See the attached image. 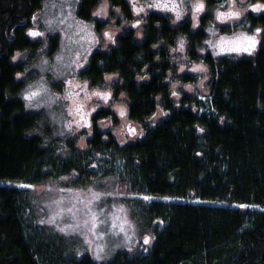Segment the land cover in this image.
I'll return each mask as SVG.
<instances>
[{
    "label": "trees",
    "instance_id": "16d2710c",
    "mask_svg": "<svg viewBox=\"0 0 264 264\" xmlns=\"http://www.w3.org/2000/svg\"><path fill=\"white\" fill-rule=\"evenodd\" d=\"M40 1L0 0V264H94L31 233L22 219L24 192L5 186L74 173L77 186L112 176L118 189L122 184L151 198L135 207L123 202L139 232L151 234L146 253H118L108 264H264V10L247 16L259 28L258 46L236 60L213 57L202 44L212 9L224 0H201L197 26L189 16L173 21L167 13L145 11L137 17L140 36L126 28L112 45L95 48L78 77L92 88L114 77L113 99L125 98L127 120L136 126V136L126 142L94 126L86 152L109 159L96 176L86 170L89 157L73 149L66 160L49 154L36 134L40 119L25 110L20 83L12 77L17 66L9 64V56L30 47L16 21L39 9ZM102 5L114 23L92 19ZM76 16L93 22L96 34L108 24L117 29L135 19L127 0H77ZM179 38L188 63L199 62L206 72L205 101L188 94L170 97L168 77L186 85L195 81L174 66L171 51ZM200 47L203 54L197 53ZM157 109L166 116L147 125ZM110 112H96L94 122Z\"/></svg>",
    "mask_w": 264,
    "mask_h": 264
},
{
    "label": "rangeland",
    "instance_id": "374dc122",
    "mask_svg": "<svg viewBox=\"0 0 264 264\" xmlns=\"http://www.w3.org/2000/svg\"><path fill=\"white\" fill-rule=\"evenodd\" d=\"M131 3L136 18L152 8L167 13L174 21L184 16L196 21L198 12L203 9L201 0H131ZM247 3L248 0H224L212 9V24L205 27L206 37L202 44L213 57L236 60L255 51L261 34L257 26L250 25L247 16H257L263 8L249 10ZM76 8L77 0L40 1V11L34 16L31 33L38 32L42 38L41 46L34 58L28 60L25 77L20 76L23 86L19 97L25 110L39 117L36 134L49 154L61 160L77 153L89 157L86 170L99 176L104 170L102 163L109 159L86 152L91 132L80 127L84 118L90 117L86 110L89 106L110 110L111 116L95 125L101 132L108 131L117 141L126 142L133 134L136 136V126L127 120L123 96L120 95L110 107L102 102L100 91L107 85L110 87L114 77L105 76L102 86L92 88L77 76L86 57L95 48L112 43L118 28L108 24V28L96 34L91 23L77 18ZM127 26L122 24L121 31ZM180 38L171 51L174 66L178 73H191L195 81L186 85L168 77L165 83L170 88V97L176 101L182 94H188L205 101L202 91L205 90L206 72L201 63H188ZM197 53L203 54V48L200 47ZM163 116L166 113L157 109L147 125ZM70 149L75 153L70 154ZM77 177L74 173L57 180L50 176L38 184L5 186L24 192L22 219L30 226V232L43 239L56 240L69 254L86 255L94 264H108L118 253H125L126 257L145 254L144 245L151 239V234L139 232L123 202H131L135 207L138 201L148 203L151 198L140 196L122 184L118 189L112 176L86 186L72 184ZM192 203L201 204L199 201Z\"/></svg>",
    "mask_w": 264,
    "mask_h": 264
},
{
    "label": "flooded vegetation",
    "instance_id": "af4514ba",
    "mask_svg": "<svg viewBox=\"0 0 264 264\" xmlns=\"http://www.w3.org/2000/svg\"><path fill=\"white\" fill-rule=\"evenodd\" d=\"M129 3H130V5H132V3H131V0H127ZM201 5H203L202 3H201ZM247 6H249L248 8H249V10H251L252 8L254 9V8H258V7H262L263 8V10H264V5L263 4H261V3H259V2H249L248 1V3H247ZM257 6V7H256ZM203 7V6H202ZM40 11V9H34L33 11H31L30 12V14L26 17V18H22L21 19V21H16V25L15 26H19V27H21L22 28V35H23V37L26 39V41L29 43L28 44V46H30V47H32V45L31 44H37V47L35 48V47H33V48H30V47H28V48H23V49H21V50H16V51H13L12 53H11V55L9 56V59H8V62H9V64L10 65H12V66H17V69L13 72V75H12V77H13V80L15 81V82H17V83H20V88H19V90H18V94H19V92H20V89L22 88V86H23V81L20 79L21 77V75L22 76H24L25 77V68H26V65L28 64V62H30V61H28L30 58H34V56H35V53L38 51V50H40V46H41V40H42V38H41V36L38 34V32H36L37 34H32L31 33V30H32V27H33V23H34V16H35V14H37L38 12ZM146 11H155V12H161V10L160 9H148V10H146ZM144 12H145V10L143 11V13H142V16L144 17L145 15H144ZM202 13H203V9H202V11H200V12H198V14H197V18H196V21H193L192 20V22H193V25H197L196 24V22H197V20H198V18L199 17H201V15H202ZM259 15V14H258ZM135 16V15H134ZM94 17H96V21H103V20H105V19H107V21L108 22H110V24H112V23H114V22H112V20L110 19V15H109V12H108V9H107V7L105 6V5H102V6H100L95 12H94V14H93V17H92V19L94 20ZM142 17V18H143ZM106 21V22H107ZM174 21V20H173ZM141 19H139V18H136V16H135V19L133 20V21H131V23H129L128 24V26H127V31H131V32H133L135 35H137V36H140V25H141ZM89 23H91L92 25H94V23L93 22H89ZM191 27H192V25H191ZM93 28H94V26H93ZM117 28H118V30H117V32H116V34H118V33H120L121 31V28H122V25H120L119 27L117 26ZM10 36H12V38H14V36H13V32H11L10 33ZM114 39V38H113ZM113 39H112V41H113ZM38 41V42H37ZM111 41V42H112ZM30 42H31V44H30ZM108 44V43H107ZM109 44H111L112 45V43H109ZM114 44V43H113ZM90 55V54H89ZM87 58L88 57H86V60H85V63H86V61H87ZM31 59V60H32ZM85 65V64H84ZM84 65L81 67V69H79V71H78V73L80 72V70H82V68L84 67ZM78 73H77V76H78ZM82 80H84V79H82ZM25 81H26V79H25ZM85 81V80H84ZM86 82V81H85ZM87 84H88V82H86ZM103 91V92H102ZM101 92V94H103V104L104 105H107V106H109L110 107V104H112V103H115L116 101L113 99V96H112V90H111V88L107 85V87L105 88V89H103V90H101L100 91ZM100 92H98V94L100 93ZM23 104H24V102H23ZM25 107V106H24ZM83 107H84V105H83ZM85 108V107H84ZM102 109H104V108H102ZM101 110V108H95V107H91V106H89V108H88V110H86V114L88 113V115L90 116V117H86V119L84 118V122L83 123H81L80 124V127H85L86 128V130H87V132H91L92 133V130H93V128H94V126H95V122H94V118H93V116H94V114L96 113V112H98V111H100ZM123 116V115H122ZM126 117H127V115H126ZM117 122V121H116ZM90 133V136L92 135ZM135 136H134V134L129 138V140H131V139H133ZM147 242H149V241H147Z\"/></svg>",
    "mask_w": 264,
    "mask_h": 264
}]
</instances>
